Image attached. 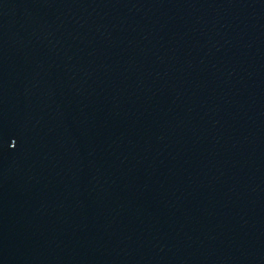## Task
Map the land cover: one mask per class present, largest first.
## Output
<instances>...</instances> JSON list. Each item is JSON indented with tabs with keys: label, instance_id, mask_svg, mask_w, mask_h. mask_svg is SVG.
I'll use <instances>...</instances> for the list:
<instances>
[{
	"label": "water",
	"instance_id": "water-1",
	"mask_svg": "<svg viewBox=\"0 0 264 264\" xmlns=\"http://www.w3.org/2000/svg\"><path fill=\"white\" fill-rule=\"evenodd\" d=\"M0 264H264V0H0Z\"/></svg>",
	"mask_w": 264,
	"mask_h": 264
}]
</instances>
